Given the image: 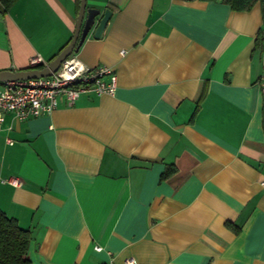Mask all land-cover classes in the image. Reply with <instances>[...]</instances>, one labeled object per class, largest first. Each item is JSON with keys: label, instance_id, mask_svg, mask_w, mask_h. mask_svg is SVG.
I'll list each match as a JSON object with an SVG mask.
<instances>
[{"label": "crops", "instance_id": "crops-1", "mask_svg": "<svg viewBox=\"0 0 264 264\" xmlns=\"http://www.w3.org/2000/svg\"><path fill=\"white\" fill-rule=\"evenodd\" d=\"M79 8L0 5V72L29 70L36 56L52 62L71 43ZM87 8L112 15L74 56L111 68L116 93L35 119L6 114L1 127L0 210L31 233L30 264H264L261 5L87 0ZM168 166L176 172L162 181Z\"/></svg>", "mask_w": 264, "mask_h": 264}, {"label": "built area", "instance_id": "built-area-1", "mask_svg": "<svg viewBox=\"0 0 264 264\" xmlns=\"http://www.w3.org/2000/svg\"><path fill=\"white\" fill-rule=\"evenodd\" d=\"M45 66L43 58L36 56L30 60L29 70ZM259 86L264 100V72ZM117 88L118 78L111 68H89L72 55L51 77L0 84V132L6 114H12L17 121L50 116L61 104L72 106L80 97L90 94L113 96ZM7 183L15 188L22 185L17 179ZM94 250L102 252L103 248L95 246ZM107 264H114L112 257ZM125 264L134 262L127 260Z\"/></svg>", "mask_w": 264, "mask_h": 264}, {"label": "trees", "instance_id": "trees-1", "mask_svg": "<svg viewBox=\"0 0 264 264\" xmlns=\"http://www.w3.org/2000/svg\"><path fill=\"white\" fill-rule=\"evenodd\" d=\"M16 0H0V5L8 10ZM235 11H249L255 4L261 5L263 26L257 34L255 49L264 52V0H224ZM80 0H78V5ZM205 93L198 100V107ZM176 172L174 166H168L161 177L165 180ZM32 241L31 233L20 228L16 220L10 219L0 210V264H30L28 251Z\"/></svg>", "mask_w": 264, "mask_h": 264}, {"label": "water", "instance_id": "water-1", "mask_svg": "<svg viewBox=\"0 0 264 264\" xmlns=\"http://www.w3.org/2000/svg\"><path fill=\"white\" fill-rule=\"evenodd\" d=\"M109 10L103 14L99 10L87 8V0H80V8L76 22V30L71 43L52 62L41 70H26L19 72H0V84L6 82L25 81L51 77L61 64L70 56L76 54L88 35L94 29V37L99 39L104 33L111 18Z\"/></svg>", "mask_w": 264, "mask_h": 264}]
</instances>
